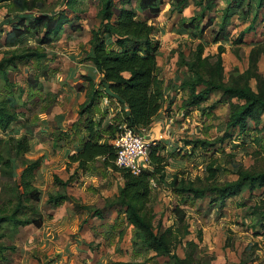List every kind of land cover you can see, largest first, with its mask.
Listing matches in <instances>:
<instances>
[{
  "label": "rangeland",
  "instance_id": "1",
  "mask_svg": "<svg viewBox=\"0 0 264 264\" xmlns=\"http://www.w3.org/2000/svg\"><path fill=\"white\" fill-rule=\"evenodd\" d=\"M65 1L46 0V9L55 13L65 11L71 26L79 29L74 31L66 26L57 41L44 47L33 39H23L16 46L18 49H45L48 57L40 63L21 62L17 69H9L10 84L0 80V100L9 102L7 108L22 114L0 137L26 135L29 138L30 151L25 157L41 161L32 185L41 193L37 206L45 219L40 229L31 226L19 229L12 242L16 250L6 254L9 264H166L167 258L157 257L135 243L134 229L127 225L124 214L107 206V201L123 186L120 173L107 169L100 160L89 163L85 169H77L76 164L68 162L69 151H77L82 142L80 137L86 134L85 119L100 123L98 131L104 139L99 143L111 144L126 113L121 104L103 94L89 103L84 91L78 90L79 83L72 88L65 85L68 82L65 74L86 64L92 31L99 28L100 22L98 0H75L72 8L76 12L67 10ZM194 1L189 0L179 11L173 8L172 0H164L157 17L137 10L138 19L148 20V24L154 26L151 38L160 43L158 77L162 81L164 101L154 123L145 131L164 147V179L152 177L149 203L141 212L150 217L155 232L172 227L171 253L190 258L194 264H239L241 261L264 264V232L250 216L252 206L264 199V189L252 192L244 189L222 205H214L209 198L194 200L169 188L173 175L188 181L196 177L204 179L210 164L217 169L219 183L235 180L236 166L264 170V115L260 125L249 122L244 132L234 129L229 138L221 141L228 104L220 101L219 92H212L197 108L186 107L188 93L179 90L180 83L189 76L187 69L181 66L179 55L185 61H193L199 44L202 46L201 63H214L218 47L224 48L221 58L226 79L235 68L239 72L246 70L250 50L264 49V8L257 12L255 21L251 17L245 20L232 16L225 27L224 39L213 42L220 29L225 1L219 0L206 14L213 19V25L200 39L178 32L182 20H188L199 11ZM7 13L8 8L1 6L0 29L4 31L10 29V24L3 23ZM247 28L243 42L234 45L240 32ZM0 40L1 59L16 47L3 45V33ZM257 71L264 77L263 55L257 62ZM32 81H36V86L31 88ZM250 85L255 88L253 80ZM79 92L82 95H78ZM83 107L87 111L81 116L79 112ZM61 122L63 128L57 127ZM57 130L66 132L68 137L57 136ZM198 140L211 142L213 146L201 150L193 145ZM15 172L18 175L20 168ZM4 182L7 183L4 186L11 185ZM2 189L0 203L8 197ZM56 195L66 199L60 206L52 207L47 199ZM86 207H90V211ZM92 210L100 211V215L93 216ZM178 210L184 214L181 221L176 214Z\"/></svg>",
  "mask_w": 264,
  "mask_h": 264
},
{
  "label": "trees",
  "instance_id": "2",
  "mask_svg": "<svg viewBox=\"0 0 264 264\" xmlns=\"http://www.w3.org/2000/svg\"><path fill=\"white\" fill-rule=\"evenodd\" d=\"M98 0L97 16L100 19L99 28L92 31L90 39L91 49L85 61L89 62L99 80L96 85L90 77H84L87 82L85 95L89 103L103 94L105 97L116 99L118 104L126 108L124 124L128 127L148 130L154 123L163 108L162 81L158 77V56L160 43L151 38L155 33L153 25L148 20L137 18V10L146 13L149 17H157L161 13L164 0ZM189 0H172L173 8L182 11ZM221 9L220 29L213 38V42L224 39L225 27L232 16L238 18H252L255 21L257 12L264 8V0H224ZM75 0H66L67 10L76 12L72 5ZM219 0H195L194 4L199 11L188 20H182L179 34H189L200 39L205 31L213 25V19L206 14L217 6ZM46 0H0V7L6 6L9 10L4 24H10V29H0V39L3 33V45L8 48L16 47L23 39L30 38L38 46L44 47L57 41L66 26L72 27L71 21L65 11L55 13L46 9ZM117 4L119 5L117 8ZM135 5V7H134ZM206 19V21H204ZM249 28V27H248ZM240 32L234 40V45L243 42V37L249 29ZM1 46V40H0ZM199 44L195 58L183 60L179 55L181 66L187 69L189 76L180 83L179 90L188 93L185 100L186 107H197L205 101L212 92H219L220 101L228 104V115L225 119V132L220 140L229 138L231 131L244 132L251 122L260 125L261 116L264 115V77L257 71V62L264 56L262 47H254L248 56V67L243 72L237 68L229 73L226 79L223 72L221 54L224 48L219 46L214 63H201ZM45 49L32 47L9 50L7 55L0 59V80L9 83L7 73L9 69H17L21 62L40 61L48 57ZM200 62V63H199ZM202 64V65H201ZM255 82V88L250 85ZM10 84V83H9ZM36 81H32V87ZM200 88V89H198ZM83 91V87L78 88ZM101 92V93H100ZM7 101L0 100V135H5L12 123L16 122L22 114L7 108ZM85 107V106H84ZM80 110L83 115L87 109ZM84 137L77 151H69V164H76L77 169L100 160L107 169L120 173L123 186L118 194L107 201V206L115 208L117 213L124 214L127 225L133 227L135 243L150 250L157 257L167 258L166 264H194L192 259L180 258L171 253L170 245L172 227L163 232H155L152 221L148 215L141 212L149 203L151 194L150 181L153 176L164 179L165 156L164 147L160 141H154L149 147L148 156L150 170H144L138 175L119 169L115 166V148L108 142L99 143L104 139L99 134L100 123L85 119ZM57 136L68 137L66 132L57 130ZM9 134V133H7ZM82 136V135H81ZM60 139V137H57ZM194 147L206 150L213 146L208 141H195ZM30 151V140L26 135L6 138L0 137V188L7 193L4 203H0V264H9L7 252L16 250L15 241L20 228H42L45 219L38 210L41 193L32 185V179L41 166L40 159L30 160L25 155ZM20 168L17 175L15 170ZM207 176L198 177L193 181L173 175L169 188L186 198L194 200L209 198L210 203L222 205L226 200L237 196L244 189L252 192L264 189V170H251L236 166L237 178L228 182H217V169L212 164L206 167ZM17 177V178H16ZM8 181L11 185L4 186ZM65 185V183H62ZM62 195L49 196L47 202L52 207H58L65 202ZM90 211V207H86ZM93 216H99L100 211L92 210ZM178 220L184 214L176 211ZM250 216L256 220L264 232V199H259L251 208ZM11 242V243H9ZM239 264H245L241 261Z\"/></svg>",
  "mask_w": 264,
  "mask_h": 264
},
{
  "label": "built area",
  "instance_id": "3",
  "mask_svg": "<svg viewBox=\"0 0 264 264\" xmlns=\"http://www.w3.org/2000/svg\"><path fill=\"white\" fill-rule=\"evenodd\" d=\"M144 129L136 131L126 124H122L111 145L115 148L114 164L119 169L138 175L144 170H150L148 151L155 140L145 134ZM146 136L150 138L147 140Z\"/></svg>",
  "mask_w": 264,
  "mask_h": 264
},
{
  "label": "crops",
  "instance_id": "4",
  "mask_svg": "<svg viewBox=\"0 0 264 264\" xmlns=\"http://www.w3.org/2000/svg\"><path fill=\"white\" fill-rule=\"evenodd\" d=\"M158 68H159V62H158ZM84 77H90L91 79H93V82L95 83V85H96L97 81L99 80V75L96 73L95 69L93 68V66L89 62H86L84 67L81 65L77 66L75 69H73V71H69V73L67 75L65 74L64 78L68 79L67 80L68 82H66L65 85L72 88L73 84L79 83L80 86L83 87V89H84L83 91H84V95H85V91L87 88V82L85 81ZM71 90L73 91V89H71ZM81 92H79L78 95H82ZM112 100L117 101L114 98H112ZM125 111H126V108H125ZM63 125H64V123L61 122V123L57 124V127L63 128Z\"/></svg>",
  "mask_w": 264,
  "mask_h": 264
},
{
  "label": "water",
  "instance_id": "5",
  "mask_svg": "<svg viewBox=\"0 0 264 264\" xmlns=\"http://www.w3.org/2000/svg\"><path fill=\"white\" fill-rule=\"evenodd\" d=\"M150 137L149 136H146V139L148 140Z\"/></svg>",
  "mask_w": 264,
  "mask_h": 264
}]
</instances>
